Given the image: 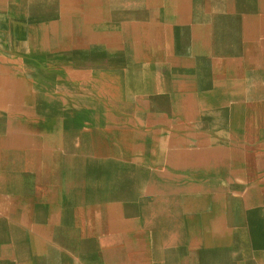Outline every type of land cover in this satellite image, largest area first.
Masks as SVG:
<instances>
[{
    "label": "crops",
    "instance_id": "0c3cea01",
    "mask_svg": "<svg viewBox=\"0 0 264 264\" xmlns=\"http://www.w3.org/2000/svg\"><path fill=\"white\" fill-rule=\"evenodd\" d=\"M0 264H264V0H0Z\"/></svg>",
    "mask_w": 264,
    "mask_h": 264
},
{
    "label": "rangeland",
    "instance_id": "374dc122",
    "mask_svg": "<svg viewBox=\"0 0 264 264\" xmlns=\"http://www.w3.org/2000/svg\"><path fill=\"white\" fill-rule=\"evenodd\" d=\"M251 139H255V138H251Z\"/></svg>",
    "mask_w": 264,
    "mask_h": 264
}]
</instances>
